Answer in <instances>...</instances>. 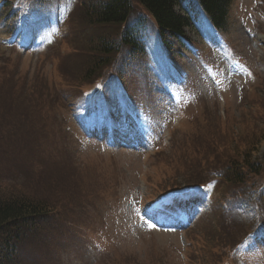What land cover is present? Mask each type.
Instances as JSON below:
<instances>
[{"label": "rangeland", "instance_id": "374dc122", "mask_svg": "<svg viewBox=\"0 0 264 264\" xmlns=\"http://www.w3.org/2000/svg\"><path fill=\"white\" fill-rule=\"evenodd\" d=\"M21 1L0 0V197L25 192L60 203L38 233L40 241L30 245L32 250L23 264H184V235L156 230L143 222L137 214L139 194L152 198L153 192L177 183L171 167L179 161L196 166V160L201 161L196 158L201 153L198 150L206 146L208 136L224 134L223 128L219 131L220 120L226 117L232 128L251 132L255 125L252 116L263 119L264 17L256 10L259 0H235L230 14L223 41L229 39L234 46L237 55L225 54L238 60L236 68L227 66L221 42L204 26L189 31L199 49L186 50L183 59L176 44V48L155 51V61L169 70L170 77L139 57L143 74L125 80L120 88L114 84L108 93L122 96L118 108L128 114L135 106L141 109L148 128L135 133L128 119L117 115L124 126L115 133L118 143L114 148L80 131L71 113L76 96L68 91L69 82L64 79L80 82V74L93 56L92 38L97 32L106 35L81 18L80 5L89 0H44L39 28L30 37L34 42L27 50H18L11 45L22 35L15 7ZM76 4L73 20L64 30L69 35L62 39L61 24ZM192 6L200 15L196 3ZM114 30L117 28L110 29ZM129 71L134 75L132 68ZM214 74L220 90L212 80ZM171 79L177 82L179 102L169 95ZM131 98L134 104L126 102ZM179 115L181 130L192 131L189 122L196 120L195 142L189 151L169 148L172 120ZM150 146L162 147L165 154L145 158L137 149H129ZM208 188L219 202L223 186L213 183ZM219 204L221 207L222 202ZM202 205L190 210L188 220H195L208 208ZM218 211L186 233L190 239L186 264L230 260L231 246L245 230H251L249 217L245 222L238 212L224 217L221 208ZM230 221L232 227L221 234L214 232L216 226ZM216 235L227 239L212 247ZM262 244L260 249L250 244L236 257V264H264Z\"/></svg>", "mask_w": 264, "mask_h": 264}, {"label": "trees", "instance_id": "16d2710c", "mask_svg": "<svg viewBox=\"0 0 264 264\" xmlns=\"http://www.w3.org/2000/svg\"><path fill=\"white\" fill-rule=\"evenodd\" d=\"M42 1L44 0H37ZM192 0H89L82 2L81 18L103 34L94 35L92 58L88 60L86 69L80 74L78 84L69 82L68 90L71 94H83L86 87L95 85L105 73L117 64L119 56L138 62L144 54L143 43L145 34L156 26L169 45L171 40L182 43L187 38V30L192 29L193 16L189 14V3ZM202 7L211 23L219 29H225L233 0H196ZM150 22V23H149ZM117 30L113 32L110 29ZM146 39V38H145ZM131 60V61H132ZM123 73L124 70L122 69ZM68 77V75H67ZM69 79V77H68ZM59 97V96H58ZM60 99V97H59ZM254 127L241 132L227 120H220L223 135L208 136L198 157L201 161L181 163L172 167L177 177V183L172 188L182 185L193 186L203 184L211 171L217 172L220 188L223 194L218 205L214 206V213L221 208L222 215L230 217L234 212L241 216L245 211L257 208L263 199L264 185V117L259 120L253 117ZM219 125V119H218ZM196 128V125L194 126ZM217 127V124L214 128ZM197 130H195L196 134ZM185 144L195 139V135H184ZM195 142L191 141L193 144ZM196 150V149H194ZM189 151V150H188ZM177 171V172H176ZM182 172V173H181ZM181 173V174H177ZM180 177V180H178ZM1 187V185H0ZM3 187V186H2ZM220 202L222 206L220 207ZM60 203L48 196L32 195L21 192L0 197V264H23L25 255L32 250L31 244L38 241V233L44 224L54 214L55 207ZM219 208H218V207ZM264 208V206H262ZM264 222V215L251 222L253 230ZM230 224L216 226L214 232L221 234L224 229L232 227ZM250 230H245L247 234ZM37 239V240H36ZM226 237L216 235L212 238V247H218ZM236 241V240H235ZM233 243V242H232ZM237 243V242H236ZM221 262H218L219 264ZM216 264V263H215Z\"/></svg>", "mask_w": 264, "mask_h": 264}, {"label": "snow or ice", "instance_id": "6c2138e0", "mask_svg": "<svg viewBox=\"0 0 264 264\" xmlns=\"http://www.w3.org/2000/svg\"><path fill=\"white\" fill-rule=\"evenodd\" d=\"M147 212V210H145Z\"/></svg>", "mask_w": 264, "mask_h": 264}]
</instances>
